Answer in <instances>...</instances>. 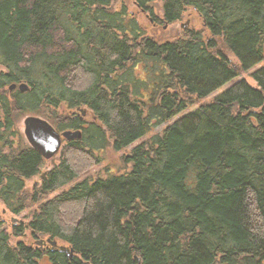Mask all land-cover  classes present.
<instances>
[{"label": "trees", "instance_id": "obj_1", "mask_svg": "<svg viewBox=\"0 0 264 264\" xmlns=\"http://www.w3.org/2000/svg\"><path fill=\"white\" fill-rule=\"evenodd\" d=\"M84 262L264 264V0H0V264Z\"/></svg>", "mask_w": 264, "mask_h": 264}, {"label": "water", "instance_id": "obj_2", "mask_svg": "<svg viewBox=\"0 0 264 264\" xmlns=\"http://www.w3.org/2000/svg\"><path fill=\"white\" fill-rule=\"evenodd\" d=\"M188 22L182 24L184 27ZM18 88L19 91L24 92L28 90L29 86L25 82H20L18 84L12 83L9 85V90ZM81 113L84 114L85 111L81 109ZM23 134L27 142L32 148L37 150L44 158L48 159L55 155L61 146V136L67 140L76 139L81 137V130H64L59 132L55 127L46 119L36 116L27 115L23 119ZM51 246H57L55 240H46ZM42 240L37 243L40 244ZM61 251H65L69 257L73 256V249L59 247ZM83 264H89L84 262Z\"/></svg>", "mask_w": 264, "mask_h": 264}, {"label": "rangeland", "instance_id": "obj_3", "mask_svg": "<svg viewBox=\"0 0 264 264\" xmlns=\"http://www.w3.org/2000/svg\"><path fill=\"white\" fill-rule=\"evenodd\" d=\"M158 13L160 14L159 11H158ZM185 22H186L185 19L182 20L181 23H178V24H177V27L179 26V27L183 28V27H182V24L185 23ZM188 24H190V23H188ZM188 24H186L184 27L188 26ZM159 25H160L161 27H163V24H159ZM191 25L194 26V25H196V24H193V23H192ZM166 27H167V25L165 24L164 28H166ZM242 77L245 78L246 75H245L244 73H240V74H238V78H242ZM246 80H248V82L251 83V84L254 83V80H253L252 78H248V77H246ZM226 86H227V85H224L223 87L219 88L217 91H215L214 93H212V94L208 97V99H210V97H212V96L216 95L217 93H219L220 91H222ZM197 106H198V105H195V106H193V107H190V108H188V109H185V110L181 111V113H179L176 117H178V116H182V115L188 113L189 111H191V110L197 108ZM23 117H24V116H23ZM23 117H22V118L19 120V122H18V127H19V130H20L21 132L23 131V122H22V121H23ZM176 117H175V118H176ZM86 119H89V120H90L91 117H90V116H87ZM161 127H162V125H161V126H157V127H155L153 132H157ZM139 141H140V140L136 141L135 144H137ZM133 145H134V144H133ZM120 153H121V151H115V150L112 149L110 146H107V147L105 148V150L102 152V159H103V162H102L101 164H99V165H97V166L91 168V169L89 170L88 174H89V175H95V174H98V172L100 173V172L102 171V168H103V167H106L107 164L111 166V167H109L111 171L116 170L117 167H116L115 165L118 164V162H117V161H118L117 158H118V156H119ZM56 157H57V156H55L54 158H56ZM39 181H40L39 178H33V179L31 178V179H29V180L27 181V183L29 184L28 187L30 188L32 185H34V184H35V185L38 184ZM2 212H3V214H1V215H2V217H3L4 220H5V223H4L3 227H5L7 230H8V229L10 230V227H11V225H12L13 223H18V222H20V221H22V220H26V219H23V213H21V214H12V213H9V212H8L7 210H5V209H3ZM14 239H15V238H14ZM40 240H41V239H40Z\"/></svg>", "mask_w": 264, "mask_h": 264}, {"label": "bare ground", "instance_id": "obj_4", "mask_svg": "<svg viewBox=\"0 0 264 264\" xmlns=\"http://www.w3.org/2000/svg\"><path fill=\"white\" fill-rule=\"evenodd\" d=\"M73 140H75V139H73ZM73 140H71V141H73ZM47 239H49V238H47ZM47 239H46V240H47ZM46 243L49 244L47 241H46ZM57 247H58V249H59L60 252H63V253L66 254V252H65V251H61L59 247H65V248H68L67 246H65V245H63V244H58V243H57ZM68 249H70V248H68Z\"/></svg>", "mask_w": 264, "mask_h": 264}, {"label": "flooded vegetation", "instance_id": "obj_5", "mask_svg": "<svg viewBox=\"0 0 264 264\" xmlns=\"http://www.w3.org/2000/svg\"><path fill=\"white\" fill-rule=\"evenodd\" d=\"M85 115H87L86 112H85L84 115H80V119L86 120V119L84 118ZM84 122H86V121H84ZM80 130H81V129H80ZM63 140H64V139H62V141H63ZM46 239H47V238H46ZM46 244H47V243H46ZM56 249L59 250L58 247H56Z\"/></svg>", "mask_w": 264, "mask_h": 264}]
</instances>
